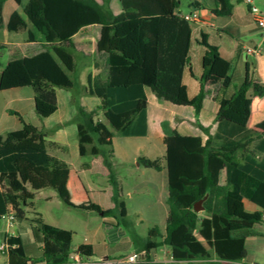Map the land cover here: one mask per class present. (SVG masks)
<instances>
[{
  "label": "trees",
  "instance_id": "16d2710c",
  "mask_svg": "<svg viewBox=\"0 0 264 264\" xmlns=\"http://www.w3.org/2000/svg\"><path fill=\"white\" fill-rule=\"evenodd\" d=\"M7 1L0 0V29L25 33L29 49L25 56L14 55L16 48L11 52L13 58L0 75V91L31 88L41 120L57 114L58 89H73L74 36L86 27L97 28L94 74L88 77L86 93L100 100L97 110L103 120L95 121V111L79 108L83 121L76 127V157L106 158L102 146L108 147L111 157L116 133L146 136L145 89L160 101L197 111L207 96L212 98L218 106L214 134L184 136L175 131L164 139L162 159L139 158L142 167L167 170L168 216L164 232L155 226L140 242L136 237L132 240L138 251L146 252V262L139 264H155L152 256L164 246L170 249L174 264L203 261L209 254L194 234L204 222L201 233L210 246L209 225L217 229L212 248L221 259H245L243 248L235 255V243L254 236V227L264 222V121L249 127L252 101L264 98V83L250 76L249 65L242 83L230 94L233 64L203 37L199 41L205 48L201 88L190 99L183 79L190 63L193 28L176 13L181 0H13L21 13L13 12L5 23ZM188 6L218 19L233 16L230 0H191ZM46 142L42 130L24 122L22 129L0 135V221L13 215V220L28 225L34 239L6 235L8 264L71 263L74 233L47 224L34 211L35 194L45 189L60 193L71 171L70 164L48 152ZM110 181L121 192L112 176ZM206 196L203 212L213 217L211 222L201 220L202 212L193 209ZM245 200L258 210L249 212ZM119 207L126 218L125 203L120 201ZM92 209L104 217L113 214L94 204ZM77 253L88 260L94 249L81 245Z\"/></svg>",
  "mask_w": 264,
  "mask_h": 264
},
{
  "label": "crops",
  "instance_id": "0c3cea01",
  "mask_svg": "<svg viewBox=\"0 0 264 264\" xmlns=\"http://www.w3.org/2000/svg\"><path fill=\"white\" fill-rule=\"evenodd\" d=\"M9 4H14V5H9ZM8 8H11L10 12H7ZM15 11H18L19 13H21V8L13 0H8L5 3V6L3 9L5 23L9 21L11 14ZM192 12H197L199 14L200 19L197 22H191V25L193 28V34H192L193 43H192L191 51H190V63L185 68L184 79H183L184 84L186 85L188 89V96L190 99L195 98L199 94V91L201 88L200 77L203 71L202 57L204 55L205 48L199 44V41H201L203 37L207 39V42L209 44L214 45L219 49V52L222 55V57L232 62L233 64L235 81H234L233 87L229 91L230 94L233 93L234 87H237L242 83L245 77V74H246L247 64L249 65L248 68H249L250 76L254 80H258L261 83H264V33L262 30L257 29L255 32H252L253 29L248 28L250 25H247L248 23L246 24L245 19L243 20L242 18L234 17V8H233V16L226 20H222V18H219V19L215 18L207 11H202V10L197 11L192 8H190V10L188 11H184L180 9L179 7V9L176 11V13H182V14H190ZM248 19H249L248 22H251V18H248ZM254 28H256L255 25H254ZM247 31L252 36L259 35V39L257 42H254L252 40V43H253L252 46H246L245 44L241 43L239 40L236 39V37L245 35ZM230 36L233 37L234 39L231 38ZM97 38H98L97 28L93 26H89V27L82 29L78 34L74 36L73 39H74L75 45H76V42H78L80 47L82 48L87 45H90L92 40H93V44L95 45ZM0 44L5 47L3 48L5 52H8V53L10 52L9 53L10 55H13L11 52L16 48L17 49L16 52H18L20 56H25L27 53V50L29 49L28 48L29 44L26 43L25 33L8 32L6 29H0ZM246 47L261 48L262 52L260 55H253V54L249 55L253 58L251 61H249L248 59L244 60L242 57V53L246 49ZM16 54L14 53V55ZM76 54H77L76 55L77 61H78V58L80 57L84 59H90L87 53L83 52L82 49L81 51H79V48L77 46H76ZM94 60H95V49H94V57L92 58V64L87 69L86 86L84 90L85 92L87 91V87H88V77L94 74V66H93ZM79 68L80 67L78 66V62H77L75 74H78V76L82 70L81 68L80 69ZM3 69L4 68H1L0 75ZM28 89L29 91H23V90H28ZM207 89L210 90L211 87L207 86ZM11 91L16 93L15 99L19 98L18 102L20 103V105L22 106L24 104L30 105V112H32L34 118H37L38 116L36 114V109H35V95H34L33 90L31 88H18V89L9 90V92ZM145 95L148 101V107L146 110L147 134L146 136L127 137L129 138V140L136 141L137 144L135 145V148L130 147L131 150L133 149L132 150L133 154L131 158H129V155L126 153L127 152L126 149L124 148L121 149L123 150V153H125L128 156V159H125L123 157V164L136 166L139 169L140 165L138 163V160L141 157L147 158L150 160H155L158 158L162 159L166 154V145L164 143V139L170 136L175 131L179 132L180 134L184 136H206L207 137L208 134L215 133V130H216L215 117L218 111V106L212 100L210 96H207L203 100L201 109L197 111L193 107H177V106L168 104L166 102L160 101L148 89H145ZM99 104H100V100H99ZM99 104H96V103L94 104V106H96V110H93L92 108L90 111H86V110L85 111L86 112L95 111L97 115L99 111L97 110V107L99 106ZM4 112L5 110H2V117L3 115H5ZM99 112L102 114L101 111ZM11 114L16 115L17 118H19L18 119L19 122L18 123H15V122L5 123L2 128L1 122L3 121L2 119H0V135H5L8 132L22 129L23 122L26 123L22 116L25 114V112L22 114L20 110H16L15 108L11 111ZM96 115L94 117L95 121L103 120V119L102 120L96 119ZM263 121H264V98H254L252 101V111H251V116H250V121H249V127H254ZM61 134H65V132L63 131L61 132ZM63 138H64V135H60L59 137L57 135V141ZM114 138L115 136L111 140L112 142L111 149L113 151V154L111 157H109L112 160L122 155V153H119L116 148ZM46 144H47L48 152L57 158L59 157L56 154H53V152H57L59 150H62V152L64 151V148H62V146L54 142L49 143L48 139H47ZM89 155L90 154H88L87 156ZM96 157H99V156H96ZM59 159H62V158H59ZM98 162L100 165V159L99 161H95L93 166L87 163H81L77 166H74L73 164H70L67 162L71 166L70 176H69L68 182L66 183V185L63 186L59 194L65 199V201L69 205H74L76 207H89V205L91 206L89 195H92V193H94L95 191L92 190L93 188L91 187H88L87 188L88 190L82 187L83 180L81 177L85 174L86 171L94 170L95 165H97ZM109 166L111 165L109 164ZM155 172L157 174L154 177V179L156 180V184L159 185L161 191H163L165 185L166 184L168 185V172L165 168L162 171H155ZM113 178L115 179V181L121 188V193H122L123 188L120 186L118 178H116L115 176ZM76 182H78L79 185H75ZM80 187L84 189L85 195H81L80 190H79ZM48 199H51V197H49ZM124 203H125L126 215L128 217L130 215V209H129L128 203L126 202ZM248 203L250 202L247 200L244 201L246 209L248 207L247 205ZM253 206L250 208L249 212H255L258 210V208L255 205ZM104 211H107V210H104ZM120 215H121V208H120ZM200 216H201V220L209 221V222H211L213 218L211 215H207L204 212L200 213ZM28 217L31 218V214H28ZM12 218H13V215H10L9 218L2 219V220L7 221V231L5 232L3 236L2 245H4L6 235L14 236V237L25 235L29 238L30 242H34L33 236L31 234V231L28 225L24 222H17L13 220ZM44 221L46 222L45 219ZM46 223L49 224L48 222ZM51 226H54V225H51ZM201 226L202 228L204 227V222L199 224L200 228L194 234V237L197 238V240L206 248V251L208 252L213 247L212 246L213 243L216 241L214 232L217 231V229L214 228L211 224L209 225V227L211 228L210 237H211V242H212V245L210 246L207 239L201 233V230H202ZM54 227L59 228L58 226H54ZM161 230L164 232L165 229H161ZM253 230L255 233L254 236L249 237L248 239L243 240V241H237V243H235L238 246V249H236V252H234L235 255L241 250V248H243L246 253V257H245L246 259L249 256V248H251L252 251H255L256 248L264 249V222L260 225H256ZM88 245H91L94 249L93 257L95 258V260H98V259L117 260V259L126 257L127 255H130L133 252H138L137 250L138 247L133 243L132 238H124V239L116 241L114 244H106L103 250L99 252H95V248H94L95 246L93 244H88ZM72 251H73V248H72ZM0 252L3 256L2 258H0V264H8L9 261H8L7 255L3 253L1 250ZM77 255L78 253L76 250L73 252L71 256V262H74L73 258ZM152 261L155 264H174V263H170V250L168 251V254H164V257L162 256L160 257V259L155 258V256L153 255Z\"/></svg>",
  "mask_w": 264,
  "mask_h": 264
},
{
  "label": "rangeland",
  "instance_id": "374dc122",
  "mask_svg": "<svg viewBox=\"0 0 264 264\" xmlns=\"http://www.w3.org/2000/svg\"><path fill=\"white\" fill-rule=\"evenodd\" d=\"M230 1L234 7L235 18L239 17L243 20L245 19L246 24L248 23L247 25H250L248 28L253 29L252 32L259 29L253 22V17L250 13V5H248L245 0ZM190 2L191 0H181L180 9L184 11L190 10L188 6ZM113 4L115 7H118L117 2H113ZM253 6L259 9L264 18V0H253ZM10 9L11 8H8L7 12H10ZM248 18H251V22H248ZM226 19L229 18H222V20ZM254 25L256 28H254ZM236 39L246 46H252V40L257 42L259 35L252 36L247 31L245 35L236 37ZM76 46L79 48V51L82 49L83 52L87 53L90 59L78 58V66L82 70L79 76L78 74L72 76L73 89L57 90L59 94V110L55 116L47 120H41L39 117L34 118L32 112H30L29 104H24L22 106L18 102L19 98L15 99V92L3 91L0 92V119L3 121L1 122L2 128L4 124L8 122L18 123L19 118L11 114V111L16 108V110H20L22 114L25 112L22 116L27 124L37 127L47 134L49 143L54 142L64 148L63 152L62 150L53 152V154H56L59 158H62L74 166L81 163H87L93 166L95 161H99L100 159V165L98 162L94 170L86 171L81 177L83 180L82 187L86 190H88V187H91L93 188L92 190L95 191L92 195H89L91 206L76 207L74 205H69L58 192L52 189H45L37 192L34 200L35 211L42 214L46 222L74 233L72 243L73 252L84 244H93L95 246V252H99L103 250L106 244H114L116 241L124 238L136 237L135 239L140 242L147 237L148 231L155 226L160 229H165L168 216V185L166 184L164 190L161 191L154 179L155 175H157L155 170L142 166L138 169L136 166L123 164V157L128 159V156L123 153L121 149H126V153L129 155V158H131L133 149L131 150L130 147L135 148L137 142L129 140V138L118 133L115 134L114 138L118 152L122 153L118 158L112 160L108 157L107 146L101 147L106 158L93 155L84 158L74 156L78 146L76 126L83 121V117L79 113V108L83 107L86 111H90L92 108L96 110L94 104H99V99L97 97L89 96L85 94L86 92L84 91L87 69L92 64L95 45L92 40L91 44L85 47L81 48L78 42H76ZM247 48L248 47H246V49ZM246 49L243 51L242 57L244 60L248 59L251 61L253 58L246 54ZM14 52L15 54L18 53L16 51ZM9 53L5 52L4 49H0V70L13 58V55ZM16 55L20 56L19 53ZM23 91H29V89ZM2 110H5V115H3L4 118L2 117ZM96 119H103L99 111L96 115ZM63 131L65 134H61ZM57 135L58 137L64 135V138L57 141ZM108 162L111 166L107 165ZM110 176L118 178L120 186L123 188L122 193L117 191L112 185ZM75 185H79L78 182H76ZM82 187L79 188L80 193L81 195H85ZM49 197H51V199H48ZM120 201L128 203L130 215L126 218H122L120 215ZM93 204L101 206L100 208L103 211L111 210L113 214L104 217L101 213H97L92 209ZM247 205V210L250 211L253 205L250 203ZM6 231L7 221L2 220L0 221V248ZM169 250L170 249L166 246L161 247L155 251L154 256L160 259V257H164V254H167ZM208 252L209 255L207 260L182 262L178 264H264L263 248H256L255 251L249 248L248 258L240 262L221 259L212 248ZM2 257L0 252V258ZM88 260L95 261V258L92 257ZM72 263L73 262H71V264Z\"/></svg>",
  "mask_w": 264,
  "mask_h": 264
},
{
  "label": "built area",
  "instance_id": "2783aa9c",
  "mask_svg": "<svg viewBox=\"0 0 264 264\" xmlns=\"http://www.w3.org/2000/svg\"><path fill=\"white\" fill-rule=\"evenodd\" d=\"M248 5H250V13L253 17V22L254 24L263 31L264 33V18L261 15V12L259 9L255 6H253V0H245ZM181 18L189 21V22H197L199 21L200 17L197 12H192L190 14H182V13H177ZM262 52L261 48H253L249 47L246 49V53L248 55H260ZM9 216H5V218H9ZM7 249V246L4 244L1 246L0 250L4 253V251ZM168 254V252H167ZM74 264H139V263H145L146 262V252L145 251H138V252H133L130 255H127L126 257L117 259V260H105V259H98L95 261L91 260H82L79 255L75 256L73 258ZM170 263H175L171 252H170Z\"/></svg>",
  "mask_w": 264,
  "mask_h": 264
},
{
  "label": "water",
  "instance_id": "95a60500",
  "mask_svg": "<svg viewBox=\"0 0 264 264\" xmlns=\"http://www.w3.org/2000/svg\"><path fill=\"white\" fill-rule=\"evenodd\" d=\"M207 198V196L204 198V199H202V200H200V201H198L195 205H194V207H193V209H194V211H196L197 213H200V212H203L204 211V206H203V202H204V200Z\"/></svg>",
  "mask_w": 264,
  "mask_h": 264
}]
</instances>
